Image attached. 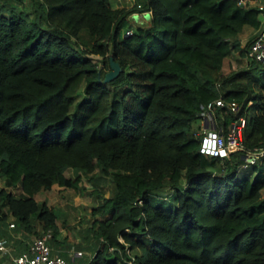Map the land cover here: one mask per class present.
I'll return each instance as SVG.
<instances>
[{
  "label": "trees",
  "instance_id": "1",
  "mask_svg": "<svg viewBox=\"0 0 264 264\" xmlns=\"http://www.w3.org/2000/svg\"><path fill=\"white\" fill-rule=\"evenodd\" d=\"M120 1L33 0L32 20L0 3L5 209L26 229L37 221V236L51 230L53 241L60 214L36 196L54 185L79 192L83 174L92 180L99 169L95 181L109 178L112 192L91 209L100 247L88 264H264V178L251 179L258 163L241 168V152H200L202 107L218 98L239 106L215 108L218 125L243 116L245 147H264V66L240 41L245 28L260 27L258 7H112ZM143 12L151 25L120 37L127 18ZM110 58L121 70L104 82ZM166 191L173 210L156 205Z\"/></svg>",
  "mask_w": 264,
  "mask_h": 264
},
{
  "label": "rangeland",
  "instance_id": "2",
  "mask_svg": "<svg viewBox=\"0 0 264 264\" xmlns=\"http://www.w3.org/2000/svg\"><path fill=\"white\" fill-rule=\"evenodd\" d=\"M250 5L257 6L258 4L264 2V0H246ZM1 4H7L8 7H12L16 10V12L24 11L27 14L28 20H32L35 17V5L33 4V0H0ZM136 0H127L125 2H118L112 4L113 8H122L125 10H131L136 5ZM139 27V25L135 22V18H128L122 29L120 31V37L126 33L127 31H135V28ZM256 30H245L240 34V41L242 47H245L251 40L253 34ZM86 46V45H85ZM89 48V46H87ZM85 99L84 93L79 92L75 99L74 104L71 108V112H75L79 103L83 102ZM205 122L202 119L201 127L204 128ZM258 171L261 169L262 162L258 161L256 164ZM99 169L96 171L94 178L98 174ZM67 175L73 176L75 174L71 170L66 171ZM264 178V175L254 173L251 179H255L257 177ZM84 182L81 183V189L79 192H74L72 190H61L55 186L54 189H51L46 192H41L37 197L39 202H47L50 208H57L60 211V221L59 226H65L68 229L69 234L75 238L79 237L80 234L84 232H88L89 237L94 239L89 229L94 220L91 215V209L98 204L99 196L108 197L112 188L110 186V180L100 178L95 181L93 178H89L85 173L83 174ZM91 180V181H90ZM5 188V181L3 177L0 176V189ZM8 189V188H7ZM167 192V193H166ZM164 192V194L160 195V197H154L157 200V206H161L165 209H175L176 201L174 198V194H170L169 191ZM171 196H169V195ZM5 208V200L0 199V214L2 210ZM100 246H98L99 248ZM96 251V250H95Z\"/></svg>",
  "mask_w": 264,
  "mask_h": 264
},
{
  "label": "built area",
  "instance_id": "3",
  "mask_svg": "<svg viewBox=\"0 0 264 264\" xmlns=\"http://www.w3.org/2000/svg\"><path fill=\"white\" fill-rule=\"evenodd\" d=\"M139 7L140 5H138ZM257 7L260 27L250 41L247 57L257 60L264 66V2L258 4ZM145 13L148 12L139 13V15L142 16ZM126 34H132V32L128 31ZM215 108L236 112L239 106L235 101L218 98L202 107L200 117L204 120L205 125L202 129L204 136L200 152L205 156L220 159L228 157L232 152H241L243 159L241 168H248L261 161L264 158V147L254 150L245 147L243 130L246 126V118L240 116L237 120L230 122L227 127L219 126L214 116ZM52 237L51 230L43 232L34 238L27 251L18 255L11 264H72L63 256L52 253Z\"/></svg>",
  "mask_w": 264,
  "mask_h": 264
},
{
  "label": "crops",
  "instance_id": "4",
  "mask_svg": "<svg viewBox=\"0 0 264 264\" xmlns=\"http://www.w3.org/2000/svg\"><path fill=\"white\" fill-rule=\"evenodd\" d=\"M121 1L125 2L127 0ZM245 30L252 31L253 29L245 28ZM254 35L255 33L252 38ZM261 162V169H263L261 174L264 175V158ZM87 176L91 177V175ZM55 186L57 185L52 186L51 189H54ZM57 188L64 189L59 186ZM38 196H36V200L39 202ZM45 203L48 205L47 202ZM54 209L60 214V211L56 207ZM59 221L60 218L57 220V234L55 239L51 241L52 253L63 256L72 264H88L99 246L98 242L91 239L87 231L80 234L74 241L68 229L65 226H59ZM11 225L13 226L11 227ZM40 232V224L37 221H32L31 229H26V227L18 224L15 218L4 208L0 214V264H11L18 255L27 251L29 244L34 238L38 237L37 234Z\"/></svg>",
  "mask_w": 264,
  "mask_h": 264
},
{
  "label": "water",
  "instance_id": "5",
  "mask_svg": "<svg viewBox=\"0 0 264 264\" xmlns=\"http://www.w3.org/2000/svg\"><path fill=\"white\" fill-rule=\"evenodd\" d=\"M135 18V22L139 25V27H148L151 25V14L145 13L140 16L138 13H133L128 18ZM127 18V19H128ZM110 71L106 74L104 82H110L114 80L120 73V66L118 63L114 62L112 58H110Z\"/></svg>",
  "mask_w": 264,
  "mask_h": 264
}]
</instances>
